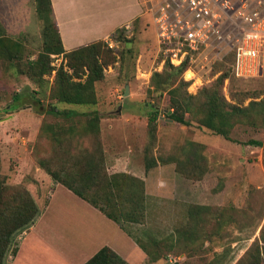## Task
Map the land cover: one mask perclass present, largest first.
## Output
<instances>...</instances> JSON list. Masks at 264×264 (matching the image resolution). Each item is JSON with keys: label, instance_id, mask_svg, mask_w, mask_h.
<instances>
[{"label": "rangeland", "instance_id": "374dc122", "mask_svg": "<svg viewBox=\"0 0 264 264\" xmlns=\"http://www.w3.org/2000/svg\"><path fill=\"white\" fill-rule=\"evenodd\" d=\"M37 2L0 0L3 33L16 39L20 47V59L15 63L0 54V171L7 183L33 188L50 186L52 180L38 160H47L52 167L53 163H61L60 157L65 158L66 151L76 153L94 141L81 130L84 115L76 117L79 119L73 122V133L61 134L65 142L60 145H55L51 132L42 126L56 121L45 109L55 102L52 88L57 69L62 67L75 80L84 79L87 70H79L78 77L62 53H51L52 71L43 74L41 81L29 77L28 60L42 51L44 42ZM144 3L132 33L120 37L119 32H114L102 39L104 47L110 49L109 63L103 66L102 78L94 82L95 103L57 102V106L97 111L98 140L106 172H128L144 181L145 217L140 222L123 224L133 238L159 241L161 257L150 262L138 249L142 257L134 255L133 264H241L247 250L255 254L259 250L258 264H264V149L246 143L248 139L264 142V120L258 115L261 106L250 108L252 122H239L233 127L232 139L205 127L169 120V94L154 91L151 84L152 73L161 72L165 60L158 52L155 26ZM98 32L90 34L94 37ZM114 34L116 40L110 46L109 37ZM214 62L200 56L190 66L195 78L191 72L183 73L184 80H193L186 88L188 93L210 86L221 72L213 69L219 64V70H225L229 61ZM127 84L128 94L124 95ZM231 89L244 94L233 95ZM222 91L230 103L262 102L264 56L257 76L240 77L229 71ZM152 110L157 112L154 138L147 131L146 113ZM57 121L63 122L64 128L72 124ZM190 142L203 147L197 146V151L191 153ZM150 154L157 162L145 169ZM188 154L194 155L195 162L187 163L184 171L175 170L173 156L184 159ZM160 157L171 161L163 163ZM19 232L12 236L10 252L15 249Z\"/></svg>", "mask_w": 264, "mask_h": 264}, {"label": "trees", "instance_id": "16d2710c", "mask_svg": "<svg viewBox=\"0 0 264 264\" xmlns=\"http://www.w3.org/2000/svg\"><path fill=\"white\" fill-rule=\"evenodd\" d=\"M37 1L39 5L37 14L42 23L44 42L42 51L35 58L28 60L29 77L35 81H41L43 74L52 71L53 67L50 63L51 53H62L67 59V64L73 68L78 77L81 76L80 72H78L79 70H87L84 79L75 80L72 74L63 70L62 67L57 69L52 88V98L55 102L49 103L45 112L56 118V121L62 119L63 121H71L72 124L64 128L63 122L54 121L56 123L53 124L54 122L49 121L50 123H45L42 126L51 132L52 141L55 145H60L65 142L61 134L63 132L73 133L76 127L73 122L78 121L81 118L79 116L84 115L85 120L80 123L81 130L89 133L93 137L92 140H94L90 143L91 145L80 148L76 153L69 154L66 151L67 156L65 158L60 157L62 160L60 164L53 163L51 167L52 163L44 159L38 160V163L54 182L70 189L75 195L98 208L105 216L118 223L122 229L131 234L125 229L123 223L140 222L144 219V181L128 172L120 171L110 174L106 172L103 151L98 140L100 116L97 111L80 112L74 107L60 108L57 106V102L73 105L95 103L94 82L103 76V66L109 63L107 52L110 49L106 46L104 47L105 44L102 39H99L69 51L65 50L53 16L51 1ZM137 21V18L133 20L134 28ZM115 32H119L120 37L124 34L119 29ZM0 54L1 57L5 54L7 59L13 63L20 59L18 41L7 37L1 31ZM230 59L231 56L224 60H216L214 64H226L229 61L227 62L228 66L225 70L223 68V70H219L221 66L217 64V68L213 70L221 72L214 79V82L210 86L199 89L196 93H188L186 91L191 81L184 80L182 77L189 67L188 61L185 60L179 65H173L166 59L162 71L152 73L151 84L154 87V91H167L169 94V102L172 107V110L167 113L169 119L189 126L195 124L199 127H205L227 139H232L230 136L231 131L237 123L252 122L251 111L249 112L251 107L253 109L260 105L261 107L258 108L260 114L258 115L264 120L262 112L264 111V100L262 102L250 101L248 105H238V103H230L224 97L222 91L224 79L227 78L229 71L233 72ZM230 93L236 96L244 94L242 91L232 89ZM146 115L148 134L154 138L157 112L152 110ZM246 143L260 146L264 149V142L261 140L248 139ZM190 144L193 146L189 150L191 153L197 151V146L203 147L202 144L195 142H190ZM146 155L148 156V153ZM188 155L184 159L173 156V161L176 164L175 170L184 171L187 163L195 162L194 155ZM149 156L145 169L150 168L157 162L156 158L152 157V154ZM56 158L59 157H53L52 159ZM160 158L163 163L171 161V158ZM37 212V205L29 190L25 186L7 183L6 176L0 171V264H4L13 234L32 222ZM134 239L145 252L150 262H156L161 257L158 251L159 241L143 240L139 237H134ZM14 251L15 249H13ZM259 256V250H257L256 254L247 250L241 259V264H258ZM84 264L130 263L109 246H103Z\"/></svg>", "mask_w": 264, "mask_h": 264}, {"label": "crops", "instance_id": "0c3cea01", "mask_svg": "<svg viewBox=\"0 0 264 264\" xmlns=\"http://www.w3.org/2000/svg\"><path fill=\"white\" fill-rule=\"evenodd\" d=\"M50 1L58 32L67 51L104 39L125 22L139 19L145 2ZM0 28L3 32L2 25ZM92 31H99V34L92 37ZM50 182V186L35 185V189L30 185L25 186L38 212L33 221L17 234L15 251H7L4 264H84L103 246H109L130 264H133L134 255L142 257L135 239L118 223L67 187L53 180Z\"/></svg>", "mask_w": 264, "mask_h": 264}, {"label": "built area", "instance_id": "2783aa9c", "mask_svg": "<svg viewBox=\"0 0 264 264\" xmlns=\"http://www.w3.org/2000/svg\"><path fill=\"white\" fill-rule=\"evenodd\" d=\"M155 26L158 52L173 65L202 56L208 62L231 56L232 71L254 77L264 56V0H145ZM133 21L119 27L132 33ZM110 46L116 35L109 37ZM212 53V57H208ZM189 76V77H190ZM195 78V77H194ZM186 80L193 81L191 78Z\"/></svg>", "mask_w": 264, "mask_h": 264}, {"label": "water", "instance_id": "95a60500", "mask_svg": "<svg viewBox=\"0 0 264 264\" xmlns=\"http://www.w3.org/2000/svg\"><path fill=\"white\" fill-rule=\"evenodd\" d=\"M128 89H129V85L127 84L125 86V89H124V95H127L128 94ZM169 120H171V119H169Z\"/></svg>", "mask_w": 264, "mask_h": 264}]
</instances>
